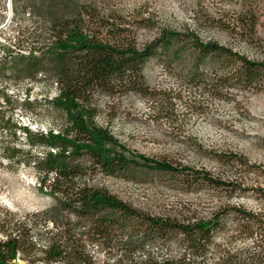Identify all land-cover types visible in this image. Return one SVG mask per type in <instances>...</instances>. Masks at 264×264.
<instances>
[{
  "label": "trees",
  "instance_id": "obj_1",
  "mask_svg": "<svg viewBox=\"0 0 264 264\" xmlns=\"http://www.w3.org/2000/svg\"><path fill=\"white\" fill-rule=\"evenodd\" d=\"M257 24L253 10L236 19L237 27L253 34ZM140 29L156 32L140 42ZM45 35L42 47L29 46L28 55L14 57L12 68L33 79L45 72L52 76L58 88L52 102L68 121L63 130L39 132L36 139L29 127H23L32 146L46 149L34 165L41 173L40 190L54 200L42 213L43 222H51L55 229L50 231L48 244L40 247L36 220L20 221L10 211L0 213V264H264V209L220 205L207 215L186 207L151 212L90 181L88 167L81 162L87 157L94 169L108 176L125 177L143 167L173 174L189 185L206 184L231 194L249 190L245 177H214L205 169L126 155V146L108 125L99 122L101 99L143 95L159 114L157 119L173 122L180 117L174 100L183 102V98L166 92L161 93L165 97H157L149 89L144 69L150 61L169 64L190 54V83L202 87L200 94L220 96L238 84L261 83L264 59H250L216 41H204L191 30L156 27L150 19L126 20L94 3L79 4L72 15L52 19ZM209 57L221 60L224 72L205 83L197 70ZM6 71L4 59L0 74ZM218 156L227 163L239 161L248 166L238 153ZM254 190L264 202V189ZM230 217L246 239L260 235L254 247L237 253L215 245ZM172 244L178 246V253L159 255L150 250L152 245L168 250Z\"/></svg>",
  "mask_w": 264,
  "mask_h": 264
},
{
  "label": "rangeland",
  "instance_id": "obj_2",
  "mask_svg": "<svg viewBox=\"0 0 264 264\" xmlns=\"http://www.w3.org/2000/svg\"><path fill=\"white\" fill-rule=\"evenodd\" d=\"M82 3H94L126 20L150 19L156 27L191 30L204 41H216L250 59H264V0H0V66L4 59L8 66L0 74V213L10 211L20 221L36 220L40 247L48 244L50 231L55 229L51 222H43L42 215L54 200L40 190L41 173L34 165L46 149L32 146L23 127H29L36 139L39 132L63 130L68 121L52 102L58 94L52 76L45 72L33 79L12 67L14 57L28 55L29 46L42 47L45 28L52 19L72 15ZM250 10L258 17L254 34L236 26V19ZM155 32L140 29V42ZM192 66L191 55L185 54L169 64L152 60L144 69L149 89L157 97H165L164 92L182 96L183 102L174 100L179 120L157 119L159 114L151 110L145 96L128 94L119 99L102 98L99 122L108 125L126 146V155L205 169L214 177H245L251 188L231 194L206 184H185L173 174L143 167L125 177L108 176L85 157L81 162L88 167L87 177L155 213L186 207L207 215L220 205L264 209L254 190L264 189V80L249 87L238 84L220 96L200 94L202 87L190 83ZM222 66L221 60L207 58L197 70L200 80L215 81L224 72ZM196 90L199 93H193ZM230 152L243 155L248 166L239 161L227 163L218 156ZM245 235L230 217L215 245L242 253L260 240V235L251 240ZM150 250L159 255L179 252L175 244L163 251L152 245Z\"/></svg>",
  "mask_w": 264,
  "mask_h": 264
}]
</instances>
